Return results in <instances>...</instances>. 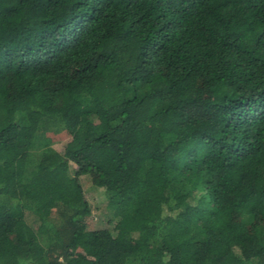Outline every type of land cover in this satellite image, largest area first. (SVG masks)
<instances>
[{
  "label": "trees",
  "instance_id": "16d2710c",
  "mask_svg": "<svg viewBox=\"0 0 264 264\" xmlns=\"http://www.w3.org/2000/svg\"><path fill=\"white\" fill-rule=\"evenodd\" d=\"M0 264H264V0H0Z\"/></svg>",
  "mask_w": 264,
  "mask_h": 264
},
{
  "label": "rangeland",
  "instance_id": "374dc122",
  "mask_svg": "<svg viewBox=\"0 0 264 264\" xmlns=\"http://www.w3.org/2000/svg\"><path fill=\"white\" fill-rule=\"evenodd\" d=\"M21 122L23 120L20 119ZM75 166L70 164V172L73 174ZM79 181L82 185L84 191V197L88 201L90 206V212L87 217V220L90 222L93 227H103L105 221L108 218H111V212L105 203H99L97 197V190L94 188L91 179L88 176H80ZM30 219V217H28Z\"/></svg>",
  "mask_w": 264,
  "mask_h": 264
}]
</instances>
